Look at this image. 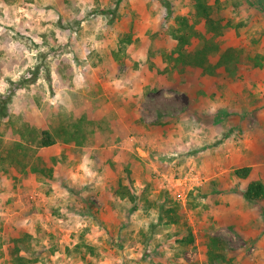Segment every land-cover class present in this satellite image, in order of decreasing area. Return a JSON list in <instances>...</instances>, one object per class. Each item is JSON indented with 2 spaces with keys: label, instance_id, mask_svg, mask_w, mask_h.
Segmentation results:
<instances>
[{
  "label": "rangeland",
  "instance_id": "rangeland-1",
  "mask_svg": "<svg viewBox=\"0 0 264 264\" xmlns=\"http://www.w3.org/2000/svg\"><path fill=\"white\" fill-rule=\"evenodd\" d=\"M140 2L145 3L147 11L137 14L121 12L119 2L114 6V0H108L102 9L97 6L99 0H88L90 6L83 12L84 0H0V46L10 49L13 56L10 58L8 52L0 55V126L4 127L8 119L12 126L28 120L40 129L51 117L73 119L85 101L79 95L82 93L85 98L87 94L91 98L96 93L91 95L95 82L90 67L95 66L97 58L94 40L144 34L153 42L148 50L151 57L170 47L165 38L169 39L172 28L180 25L177 18L193 13L191 0ZM124 16L131 24L150 17L152 28L115 26L114 22ZM213 18L225 25L223 37L214 38L213 44L219 51L231 49L229 73L223 82L216 79L229 64L224 59L210 76L199 73L198 78L184 79L209 88L215 85L212 92L216 99L223 97L228 86L233 91L242 87L248 107L259 101L264 105V0H218V4H213ZM195 29L204 31L200 25H195ZM42 35L48 43H43ZM204 36L207 40L211 37ZM9 41L13 43L8 46ZM203 42L204 39H192L190 46L201 48ZM208 61L213 65L218 63L217 49L209 52ZM253 70H259L257 75H252ZM175 77L178 76L171 73L166 78L174 82ZM30 78L34 80L32 83L25 82L24 79ZM125 78H132L134 85V77ZM171 92L172 89H167L141 98L136 96V102H158L164 98L172 101ZM258 110L264 118V106ZM83 116L87 121L93 119L89 113L84 112ZM103 121L99 128L107 132L109 122L106 118ZM110 145H82L84 152L78 154L70 149L74 158L69 163L59 154L65 152L64 146L38 148L37 155L43 165L56 156L53 158L56 161H50L55 166L51 171L45 168L44 172L34 174L11 170L0 177V264L9 262L6 253L9 240L25 233L32 237L30 264H187L192 261L207 264V237L219 238L226 245L224 260L213 264H264V200L243 207L254 210L260 220H247L244 226L239 222L237 227L229 223L217 226L215 221L205 222L196 216L190 196L193 191L180 202L161 184L156 187L153 182L157 178L161 183L162 174L152 172L150 166V171L145 173L148 180L143 178L144 186L132 188L134 202L125 198L118 201L111 196V186L127 182L124 172L114 169L110 158L103 164L105 174L100 171V158L112 153ZM125 158L124 154L122 159ZM81 160H85L82 166ZM150 162L161 168L154 160ZM128 163L122 165L124 169L129 170ZM187 167L171 169L167 174L182 177L190 168ZM260 174L258 171L251 180L262 181L264 185V171L263 176ZM141 175L139 166L133 176L139 180ZM247 181L240 183L245 186ZM144 190L152 200L162 195L161 205L174 209L181 220L166 225L155 209L145 211L140 200ZM189 235L193 236L192 244L177 243ZM20 255L29 257L23 252Z\"/></svg>",
  "mask_w": 264,
  "mask_h": 264
},
{
  "label": "crops",
  "instance_id": "crops-1",
  "mask_svg": "<svg viewBox=\"0 0 264 264\" xmlns=\"http://www.w3.org/2000/svg\"><path fill=\"white\" fill-rule=\"evenodd\" d=\"M107 1L99 0L100 3L97 6L102 9L106 6ZM114 1V6H116L118 0ZM144 4L140 0H120L117 6L121 8V12L138 14L140 11H147ZM89 6L88 0H84L81 11L87 10ZM149 18L139 22L134 21V24H131V20L124 16L122 20H116L114 24L125 27L132 25L134 28L136 26L145 28L146 26L150 29L152 28L150 22L153 20ZM83 25L84 22H81L80 26ZM165 41L170 46L172 45L170 37L169 39L165 38ZM46 42L48 43V41ZM11 43L13 42L9 41L6 44L9 46ZM94 43L95 57L97 58L95 66L90 67L95 82L91 95L96 93L91 98L87 94L85 98L82 93L79 95L82 98L81 101L85 100V103L80 105V110L74 114V117L83 115L85 112L93 116V119L90 117L89 120L98 127L104 122V118L109 122L107 132L100 129L95 130L93 140L83 144L95 147L104 146L106 143L111 144L109 146L112 149L111 155L100 158L101 173L105 174L103 164L109 158L114 162L113 168L118 169V172H123L122 165L130 162V177L134 183L130 185L126 180L127 182L122 185H128L131 192L134 193L133 186L142 187L148 180L145 173L150 171V166L153 168L152 172L166 176L171 169L182 170L188 166L190 167L188 171L193 170L203 177L202 184L190 195L196 216L205 222L215 221L217 226L229 223L230 226L237 227L239 222L244 226V222L247 220H260L254 210H244L243 207L249 203L243 198L245 186L241 185V180L233 174L232 177L231 173L234 170L249 167L251 171L248 180L253 179L258 171L263 176L264 118L262 111L258 110V107L264 106L261 101L254 102V107H248L242 87L233 91L228 86L222 98L210 97L209 85H202L200 82L190 84L187 81L189 77L198 78L199 73L190 76L179 74L175 69L170 68L165 61L168 46L160 54L153 56L151 54L150 57L148 50L153 42L144 34L127 35V37L124 35L102 37L97 41L94 40ZM1 47L0 50L4 49L3 52L0 51L1 56L7 52L8 55L10 54V49L6 50ZM9 57L13 58L11 54ZM253 71L252 75L255 76L259 70ZM171 73L178 76L174 78V82L168 81L166 78ZM130 76L134 77V85L131 82L132 78H125H130ZM118 77L123 78L119 79ZM167 89L173 90L171 92L174 97L172 101L164 98L158 102L150 100L136 102V96L141 98L144 95L149 96L154 92H164ZM200 89H204L206 92L199 94ZM183 96L186 98L183 99ZM72 101H76V99H72ZM76 104L78 106L79 103ZM91 109H94V113H91ZM251 112L255 113L252 114L255 115V118L251 117ZM30 124L39 129L32 121ZM2 139L5 144L10 138L3 137ZM56 145L65 147V152L59 153L63 154L65 163H69L74 158L70 149H75L76 153L80 151L83 153L85 148L81 147L82 145L63 143H56L45 148ZM124 154L127 158L122 159ZM53 158L56 156L50 157L47 162L42 159L47 168L55 167L50 162ZM37 159L40 157L36 150L33 161H37ZM150 160L160 164L161 168H157ZM84 161L81 160V166ZM139 166L143 175L138 180L133 174L135 170H139ZM11 170L16 172L13 168L7 172ZM28 172L37 173L27 170ZM4 174H0V177ZM153 183L158 188L161 184L157 178ZM117 185L118 183L111 186V193ZM111 196L121 201L113 194ZM124 200L129 202L127 198Z\"/></svg>",
  "mask_w": 264,
  "mask_h": 264
},
{
  "label": "trees",
  "instance_id": "trees-1",
  "mask_svg": "<svg viewBox=\"0 0 264 264\" xmlns=\"http://www.w3.org/2000/svg\"><path fill=\"white\" fill-rule=\"evenodd\" d=\"M118 0L117 2H119ZM193 13L189 17H178L177 23L180 25L172 28L170 37L175 42L166 51L165 61L169 64L170 68L175 69L179 74H186L193 76L195 73L203 75H211L214 70L219 67V64L231 61L229 53L231 49L226 51H219L213 40L216 37H223L225 25L220 20L213 18V4H218V0H191ZM195 25H200L204 30L195 29ZM180 29L182 31H180ZM50 36L52 33H49ZM210 35V39H205L204 35ZM124 37H127L124 35ZM43 43H47L45 35L41 37ZM204 39V44L201 48L191 47V40ZM218 50L219 61L217 64H211L208 61V54L211 50ZM224 73H218L216 79L225 81L229 73L230 63L226 65ZM216 74V73H215ZM31 79V78H30ZM24 79L25 82L32 83L33 79ZM21 85V83H19ZM219 87V86H217ZM215 85L209 88L210 96H214L213 89ZM8 119L4 127L0 126V174L6 173L9 169L13 168L19 173L29 171L39 172L48 169L40 162V159L33 161L38 148H45L55 145L56 143H63L67 145L81 146L93 140L95 130L100 129L92 121H87L83 115L73 117V119H61L59 117H52L46 120L42 128L36 129L28 122H22L17 126H12ZM3 137L10 138L6 144L3 143ZM55 161V159H52ZM251 169L244 167L234 170L232 174L240 179H249ZM125 179L131 185L130 171L123 170ZM147 189V188H146ZM113 196L118 198H127L129 201L134 202L135 198L128 185L118 183L113 190ZM243 198L249 203L260 202L264 200V185L256 180H248L244 187ZM140 200L144 204V209H155L166 225L177 223L181 220L180 215H177L174 209L166 208L161 205L164 202L162 195L152 200L148 198L147 191L144 190L140 194ZM159 216V217H160ZM31 239L29 234H23L21 237L9 240L6 253L9 257L8 264H30L32 262L31 252ZM178 244H192L193 236L189 235L177 242ZM226 245L224 242L216 237H207L205 241V262L213 264L223 261L225 258ZM23 252L28 254L29 257L20 255ZM187 264H199L198 261H192Z\"/></svg>",
  "mask_w": 264,
  "mask_h": 264
},
{
  "label": "built area",
  "instance_id": "built-area-1",
  "mask_svg": "<svg viewBox=\"0 0 264 264\" xmlns=\"http://www.w3.org/2000/svg\"><path fill=\"white\" fill-rule=\"evenodd\" d=\"M161 176V186L172 194V196L180 202H183L190 191L199 187L203 182V177L193 170H189L182 177H172L166 175Z\"/></svg>",
  "mask_w": 264,
  "mask_h": 264
}]
</instances>
